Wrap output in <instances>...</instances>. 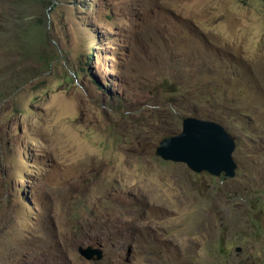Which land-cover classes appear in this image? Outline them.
<instances>
[{
    "label": "rangeland",
    "instance_id": "obj_1",
    "mask_svg": "<svg viewBox=\"0 0 264 264\" xmlns=\"http://www.w3.org/2000/svg\"><path fill=\"white\" fill-rule=\"evenodd\" d=\"M189 105L235 178L156 155ZM0 264H264V0H0Z\"/></svg>",
    "mask_w": 264,
    "mask_h": 264
},
{
    "label": "water",
    "instance_id": "obj_2",
    "mask_svg": "<svg viewBox=\"0 0 264 264\" xmlns=\"http://www.w3.org/2000/svg\"><path fill=\"white\" fill-rule=\"evenodd\" d=\"M235 148V139L220 123L188 116L182 120V131L162 139L155 153L164 161L185 164L194 173L231 180L238 168ZM78 253L87 261H101L104 247L80 246Z\"/></svg>",
    "mask_w": 264,
    "mask_h": 264
},
{
    "label": "trees",
    "instance_id": "obj_3",
    "mask_svg": "<svg viewBox=\"0 0 264 264\" xmlns=\"http://www.w3.org/2000/svg\"><path fill=\"white\" fill-rule=\"evenodd\" d=\"M174 82H179V81L177 80V81H174ZM186 111L188 113H190L192 116L200 118V119H209V120H214V121L218 120V118L216 116H214L212 114H209V113H206L202 109H200V108H198L196 106H193V105H189L187 107ZM179 121L176 124H173L171 126V128H169L168 130L165 131V134L162 136L161 140L163 138H166V137H169V136H174V135L178 134L177 133L178 132L177 125H178ZM234 159H235V157H234Z\"/></svg>",
    "mask_w": 264,
    "mask_h": 264
},
{
    "label": "clouds",
    "instance_id": "obj_4",
    "mask_svg": "<svg viewBox=\"0 0 264 264\" xmlns=\"http://www.w3.org/2000/svg\"><path fill=\"white\" fill-rule=\"evenodd\" d=\"M164 139V138H163ZM235 160V159H234ZM236 162V161H235ZM237 164V163H236ZM238 166V165H237Z\"/></svg>",
    "mask_w": 264,
    "mask_h": 264
}]
</instances>
